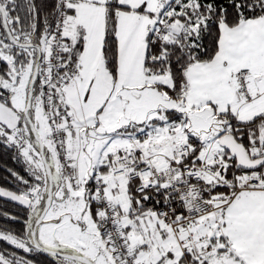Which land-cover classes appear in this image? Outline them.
I'll use <instances>...</instances> for the list:
<instances>
[{"label": "snow or ice", "instance_id": "obj_1", "mask_svg": "<svg viewBox=\"0 0 264 264\" xmlns=\"http://www.w3.org/2000/svg\"><path fill=\"white\" fill-rule=\"evenodd\" d=\"M0 146V264H264V0H0Z\"/></svg>", "mask_w": 264, "mask_h": 264}, {"label": "trees", "instance_id": "obj_2", "mask_svg": "<svg viewBox=\"0 0 264 264\" xmlns=\"http://www.w3.org/2000/svg\"><path fill=\"white\" fill-rule=\"evenodd\" d=\"M7 169H13L20 173V175L25 176L27 178V174L23 170V165L12 159V151L6 149L3 146H0V187L15 189L14 178L11 177L10 173ZM0 212H8L11 215H23L21 212L20 206L15 205L11 202H5L3 199H0ZM19 225L12 220H5L0 218V229L2 228H10L16 229ZM0 247H4L2 243H0ZM38 259L43 260L44 256H40Z\"/></svg>", "mask_w": 264, "mask_h": 264}, {"label": "water", "instance_id": "obj_3", "mask_svg": "<svg viewBox=\"0 0 264 264\" xmlns=\"http://www.w3.org/2000/svg\"><path fill=\"white\" fill-rule=\"evenodd\" d=\"M12 203V202H11ZM14 204V203H13ZM16 205V204H15Z\"/></svg>", "mask_w": 264, "mask_h": 264}, {"label": "flooded vegetation", "instance_id": "obj_4", "mask_svg": "<svg viewBox=\"0 0 264 264\" xmlns=\"http://www.w3.org/2000/svg\"><path fill=\"white\" fill-rule=\"evenodd\" d=\"M22 254V253H21ZM39 258V257H38Z\"/></svg>", "mask_w": 264, "mask_h": 264}]
</instances>
